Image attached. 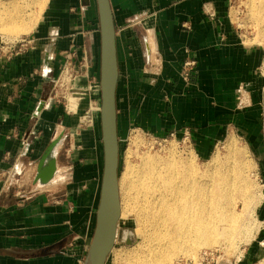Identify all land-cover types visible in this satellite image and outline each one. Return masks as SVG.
Here are the masks:
<instances>
[{
    "label": "crops",
    "instance_id": "0c3cea01",
    "mask_svg": "<svg viewBox=\"0 0 264 264\" xmlns=\"http://www.w3.org/2000/svg\"><path fill=\"white\" fill-rule=\"evenodd\" d=\"M110 2L119 130L158 137L183 136L188 129L203 155L234 133L245 138L264 177V48L248 44L238 31L232 0ZM98 26L97 0H48L31 36L34 48L0 58V264H82L88 252L104 169L99 122L84 128L91 132L85 145L75 142L67 154L58 149L52 181L35 184V176L56 131L58 136L72 124L52 88L73 48L100 83ZM187 50L197 60L190 81L181 75ZM94 92L101 106V93ZM13 167L16 174L8 177L5 171ZM257 212L263 225L231 264L264 262V197Z\"/></svg>",
    "mask_w": 264,
    "mask_h": 264
},
{
    "label": "bare ground",
    "instance_id": "6f19581e",
    "mask_svg": "<svg viewBox=\"0 0 264 264\" xmlns=\"http://www.w3.org/2000/svg\"><path fill=\"white\" fill-rule=\"evenodd\" d=\"M37 1L43 10L47 0ZM11 2H2L0 6V32L8 38H19L34 28L39 17L22 19L18 23L13 10L22 9V6ZM256 3L254 15L264 35V0ZM232 135L227 139L228 157H222L216 150L204 169L198 166L193 152L187 156L172 152L164 159L145 154L139 168L127 164L119 176L120 213L136 218L143 240L121 257L122 262L148 264L149 256L160 253L156 264L173 262L176 251L162 254V246L156 245L159 242L177 247L181 240H202L199 246L208 248L219 245L225 236L229 240L226 243L230 242L227 247L235 248L237 240L234 238L247 220L245 215L257 212L264 193L249 179L248 148L240 145ZM237 200L243 202V211H238ZM226 219L232 225H224L222 234L215 238L213 233L219 228L218 222ZM129 234L126 233V238ZM147 246H150V254ZM183 255L184 258H197L189 253ZM90 263L91 259L85 264Z\"/></svg>",
    "mask_w": 264,
    "mask_h": 264
},
{
    "label": "rangeland",
    "instance_id": "374dc122",
    "mask_svg": "<svg viewBox=\"0 0 264 264\" xmlns=\"http://www.w3.org/2000/svg\"><path fill=\"white\" fill-rule=\"evenodd\" d=\"M11 1H16L17 4L22 6V9H17L16 11L13 10L15 17H16L15 19H17L18 23L22 21V19H26V18L27 20L35 19L36 17L40 18L41 14L45 10V7L42 10V7L41 5H39L37 0L36 1L34 0H0V6L3 5L4 3H8ZM257 1L258 0H232V6H233L232 16H233L234 22L237 25L238 31L244 35V39L246 40V42L248 44L260 45L264 48V35H263V32L260 31L258 22L254 15L255 6L253 5L257 4L256 3ZM2 2L4 3L2 4ZM45 4L47 5V3ZM11 5L13 7L12 2H11ZM99 26H100V23H99ZM99 26H98V32H99V38L101 41ZM34 28L29 33L23 34L19 38H22L28 35L32 36ZM17 39L18 38H8L4 33L0 32V42L11 43ZM100 48H101V42H100ZM70 52L72 56L71 57V67L67 72H64L65 80L63 84L55 85V88H54V92L57 93L56 100H60L61 102V103H58V102L57 103L60 105H63V114L68 115V113L65 111L67 110L65 106L68 107L67 111L71 112L68 115V117L72 118V124L66 127L64 131L65 136L63 137V141L61 142L63 144V147H58V149L65 151L66 154L69 148L77 147V145H74L75 142L83 143L84 145L88 142L87 138L90 137L91 132H89L88 134H84L83 130L85 127L89 126V124L93 122H96V123L99 122L98 123L99 127L97 128L99 129V133L101 134V131H100L101 129L100 128L101 106L99 105V102L96 98L97 96L94 92L97 89L99 93H101V80L99 83L95 74H92L90 72L91 67L88 69H83L81 67V62L83 61L81 60L79 61L78 51L76 53V49L73 48ZM92 68L96 69L97 65L95 66L94 64ZM260 75L264 81V63L260 68ZM59 76L60 74L56 77V79ZM263 87H264V83H263ZM96 102H98V105L95 104ZM95 111L99 113L98 121L96 120L97 114L95 115ZM72 129H75V131H73L72 135H70V131ZM58 132L59 131H56V134L54 135L55 137ZM231 134H233L232 136H234L237 139V142L240 145L246 146L248 148V151H249L248 158H249L250 164L248 165L249 167H248L247 173L249 174V179L256 184L257 190L259 189L263 193L264 192V187H263L264 177L260 173V168H259L260 165L256 157L251 152L244 137H241L234 133H230L229 136ZM228 137L222 139L220 142H217L216 144H213L211 148V152L208 155H203V153L198 150L197 144L192 139V135H190V138L188 140H184V137L178 136L177 134H175L174 136L170 134L167 136L156 137L148 132H145L144 130L137 129V128L120 129L119 130V144H120L119 174L121 175L124 172L128 163L135 166L136 168H139L143 162L142 160L145 154H152L157 157H160L161 159H164V158H167L172 152H176L177 154H182L183 156H187L190 152H193L196 155L198 166L201 169H204L206 167L205 163L213 156L216 150L220 151L222 157L224 158L228 157V150H229L227 148ZM58 149H57V154H58ZM75 150L76 149H73V152H75ZM84 152H85V149L84 151L81 152V154H84ZM34 174H35V169L34 170L32 169V172L29 175L30 180H32V177L34 176ZM15 181L16 180H14L13 182L11 181L12 182L11 188L15 187L14 185L16 184ZM11 188H10V191H11ZM16 189L18 190L17 186L15 190ZM15 190L12 189V192L14 194H15L14 192ZM262 197H264V194ZM237 203H238V211H243L244 209L243 202H241V200H237ZM262 203H263V199L261 198V203L259 205L260 207ZM226 206L228 207V202L226 203ZM257 214L258 212L253 213V215H245L244 218H246L247 220L245 219L246 221L244 222V225H243L242 230L240 231V234L239 235L237 234L238 237L235 236L234 238L235 240H237V243L235 244V248L227 247V245L230 244V242L226 243V241H229V240H227V237L225 236L224 238L221 239L222 242L219 243V245H215L213 247H208V248L199 246L198 242L202 240H199V241H194V240L182 241L181 240L179 242V246L177 247H173V245H165V243L163 242H159L156 245L157 247L162 246V250H161L162 254L164 253V251H167L169 253L176 251V258L173 260V262L171 263L166 262L165 264H173L176 259L177 260L192 259L189 261L194 262L193 260L198 259L200 254L204 250H207V249L208 250L213 249L214 251H217V256L219 258L216 259L215 264H231L236 258L240 256L244 248L256 236V233L261 227V225H263V223L259 220ZM224 225L231 226L232 224L231 222H229V219L219 221L218 222L219 228L217 227V229L213 233L215 238H218L219 234H222V232L220 231ZM126 233H131V240L133 243L132 245L126 243ZM247 238L250 239L249 242ZM196 239H201V237L196 238ZM142 240H143V235L138 229V222L136 218L134 216H121L115 247H114V250L111 252V254L108 256L106 264H129L126 261L122 262L121 257L122 256L125 257V255L129 253L130 251L129 249H131V247H138V245L140 244V242H142ZM90 247H91V244H90ZM90 247L88 249V252L86 253L85 258L82 260V264L86 263L85 261L88 258ZM149 249H150V246L149 247L147 246L146 251L150 254ZM119 253H121V255ZM185 253L192 254L191 256H195L197 258H192V257L184 258L183 254ZM160 255L158 254L156 256H149L151 261L149 260L148 264L158 263V259ZM162 263L163 262H161V264Z\"/></svg>",
    "mask_w": 264,
    "mask_h": 264
},
{
    "label": "water",
    "instance_id": "95a60500",
    "mask_svg": "<svg viewBox=\"0 0 264 264\" xmlns=\"http://www.w3.org/2000/svg\"><path fill=\"white\" fill-rule=\"evenodd\" d=\"M99 31L101 37V111L104 169L102 190L97 210L96 229L89 250L90 264H106L118 236L121 219L119 199L120 144L117 120V88L119 63L117 30L110 0H97ZM62 132L50 142L38 162L35 184L52 181L58 170L57 149L62 142ZM126 243L132 244L131 233ZM85 261V262H86ZM85 264V263H84Z\"/></svg>",
    "mask_w": 264,
    "mask_h": 264
},
{
    "label": "built area",
    "instance_id": "2783aa9c",
    "mask_svg": "<svg viewBox=\"0 0 264 264\" xmlns=\"http://www.w3.org/2000/svg\"><path fill=\"white\" fill-rule=\"evenodd\" d=\"M36 43V40L33 39L30 35L28 36H24L22 38H18L17 40L8 43V42H0V58H12L14 56H16L19 53L25 52V51H30L34 48ZM71 67V62L68 61L67 63H65L63 70L60 74V76L54 80V84H53V88L52 90H54L55 85L58 84H63L65 78H64V72H67ZM197 67V60L195 58V56L193 55V53L190 50L186 51V57L185 60L183 62V68H182V78L185 81H190L192 74L194 72V70ZM65 69V70H64ZM56 94L54 92V96L56 97ZM57 102L61 103L60 100H57ZM66 109L68 110V107L65 106ZM65 110L68 114H70L71 112ZM172 136H174L175 134H171ZM191 132L187 129L185 130L184 134L182 137H184V140H188L190 138ZM2 173V172H1ZM5 173L8 175V177H12L15 176L16 172L14 167L11 170H7L5 171ZM219 258L217 256V251L214 250H207L204 251L200 254L199 258L196 260L189 261L192 259H179L176 264H215L216 259Z\"/></svg>",
    "mask_w": 264,
    "mask_h": 264
}]
</instances>
